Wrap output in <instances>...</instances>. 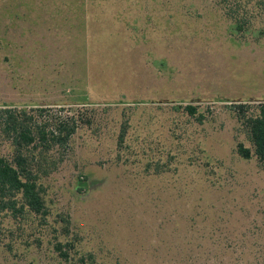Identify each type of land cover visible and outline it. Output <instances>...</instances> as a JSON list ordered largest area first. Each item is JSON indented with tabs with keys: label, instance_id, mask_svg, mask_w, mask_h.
<instances>
[{
	"label": "rangeland",
	"instance_id": "374dc122",
	"mask_svg": "<svg viewBox=\"0 0 264 264\" xmlns=\"http://www.w3.org/2000/svg\"><path fill=\"white\" fill-rule=\"evenodd\" d=\"M261 104L264 0H0V109L88 123L45 214L0 215V264H264Z\"/></svg>",
	"mask_w": 264,
	"mask_h": 264
},
{
	"label": "trees",
	"instance_id": "16d2710c",
	"mask_svg": "<svg viewBox=\"0 0 264 264\" xmlns=\"http://www.w3.org/2000/svg\"><path fill=\"white\" fill-rule=\"evenodd\" d=\"M240 108L239 116L246 118L255 155L264 162V104L256 111ZM187 110L196 115L193 107ZM82 125L88 123L63 109L59 112L51 107L0 109L1 132L14 149L12 161L0 157V215L8 210L18 212V194L33 213L45 214L41 176L57 170L58 163L50 155L60 150L68 152ZM238 154L245 160L252 157V152L243 145H239Z\"/></svg>",
	"mask_w": 264,
	"mask_h": 264
}]
</instances>
